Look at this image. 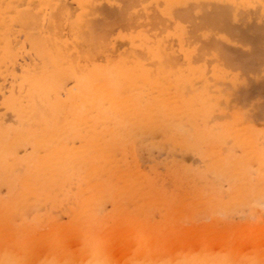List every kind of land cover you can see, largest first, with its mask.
Segmentation results:
<instances>
[{
    "label": "bare ground",
    "instance_id": "1",
    "mask_svg": "<svg viewBox=\"0 0 264 264\" xmlns=\"http://www.w3.org/2000/svg\"><path fill=\"white\" fill-rule=\"evenodd\" d=\"M58 1L0 0V264H264V139L260 144L251 124L241 125L243 115L241 122L232 115L226 91L237 89L233 67L246 70L263 61L257 51L264 39L240 49L223 33L194 35L202 19L197 26L189 19L194 33L184 25L189 35L176 41L170 34L172 43L158 30L157 37L125 30L136 16L145 19L146 4L139 10L135 4L146 0H71L73 9ZM236 1L233 15L245 10L233 13ZM248 1L259 14L264 0ZM222 3L214 0L223 17ZM133 5V13L143 9L136 19L129 16ZM184 7L179 16L191 12ZM149 8L145 16L153 10L158 19L145 24L159 28L168 9L161 7L158 16L153 4L158 13ZM216 14V21L225 17ZM119 25L126 34L117 32L116 41L128 48L114 45L115 57L103 52L106 59L99 61L110 43H103L106 34ZM63 28L68 37L59 33ZM225 107L230 121L221 116ZM220 116L224 122L215 123ZM148 137L169 157L197 155L200 168L172 160L163 176L171 182L153 167L141 170L136 150ZM248 248L250 255V249L240 253Z\"/></svg>",
    "mask_w": 264,
    "mask_h": 264
},
{
    "label": "rangeland",
    "instance_id": "2",
    "mask_svg": "<svg viewBox=\"0 0 264 264\" xmlns=\"http://www.w3.org/2000/svg\"><path fill=\"white\" fill-rule=\"evenodd\" d=\"M61 1H64V3L65 4H63L64 6H65V8H67L69 5L71 6L70 8H72V7H76L75 5L76 4H74L73 2H75V1H71V0H60V1H58V5L60 4V3H63V2H61ZM65 1H67V2H65ZM96 2H97V4L98 3H100L101 2V0H95ZM94 1V2H95ZM117 1V0H116ZM157 1H159L160 2V0H146V2L145 1H143L144 3H142L141 1L140 2H137L139 5H136L135 4V8H136V10L139 8H146V7H144L145 6V4H146V6H147V8H146V10L149 12V10H148V8H149V4L148 3H151V2H153V3H151V7H152V4H153V7H155L156 9H157V11L159 12V14H157L158 12H155L156 10L154 9V8H152V9H154V12L159 16L160 15V13H162V12H164L165 11V9H166V7H164V4L165 3H163V1L164 0H161V4H162V6H159V2H157ZM186 1H188V0H180V1H178V0H172V1H170V0H167L166 2L168 3V10L167 11H165V12H167V14L165 13H162V15H163V18L162 19H164V22H163V20H160L159 19V21L157 20V22H159L158 24L160 25V23L162 24V22H163V25L162 26H160L159 28H155V27H153V29L151 30L150 29V25L152 24V23H149V25H148V23L147 24H145V21H147V18L149 19V20H151L152 19V21L151 22H153V21H156L155 19H158V18H155L156 16H155V14L153 13V10L152 9H150V10H152V11H150V16H149V14L147 13V16H145L146 15V12L144 11V12H142V13H145V14H142V15H144V18L146 19H143V17L140 19V17L139 16H136V17H138V19H136L134 16L135 15H137L138 13L140 14V12L143 10V9H141V11H137V13H133V12H135L136 10H134L133 11V9H135L134 8V5L133 6H131V8H132V10L131 9H129L130 11H129V16H130V14L132 13V15L131 16H133L131 19H136V20H133V21H135V23H134V25L136 26V24H138L137 26L138 27H136L135 28V30H134V28H129V27H134V25H133V21H129V23H131L130 24V26L127 28V29H125V30H130V34H131V32H132V34L131 35H133V34H136V32L137 31H140L141 29V31L140 32H143L145 35H147V33H148V36H150V37H153V35H155V34H158V32H159V34L158 35H160V38H163V35L161 36V34H163L164 33V38H166L167 37V41L168 40H171L172 39V36H173V38L175 37V40L177 41L178 39H181L182 37H183V34H185V30H184V28L186 29V30H191V22H187L189 19H194V21H193V23L196 21V19L198 20H201L202 19V22H200V24L198 23V31H199V33H198V31L195 29V34L194 35H196V36H198V37H201L202 35L203 36H205V37H215V38H220L221 36H225L226 35V38L228 39V37H230V38H232L233 39V41H238V43L236 44L240 49H248V48H253V47H257L258 45H260L261 46V44H262V40L264 39V35H263V28L261 27V26H263L264 25V10H262V9H264V6H263V8H261L262 6H260V8H261V10H259V14H258V9H256V12L255 11H252V8L251 7H253V6H251L252 5V3H250L248 0H237L238 1V3H237V1H236V3L238 4V7L236 6L237 4L234 2V4H235V10L233 11V13L237 10V8L241 11H243L244 10V8H245V10L246 9H248V5L249 4H251L250 5V8H251V11L248 13V11L246 10V12H247V14H244V12H245V10H244V12L241 14V13H238L237 15H236V17H235V15H233V14H231V5H233V0L231 1L232 2V4H231V2H230V4H227V3H229L228 1H230V0H226V2L227 3H225V1L224 0H215V3L217 2V3H222L223 1H224V3H222V8H226V7H230V9H228V10H230V16H228V17H226V15H228V11L224 8V10L227 12L226 13V15H225V12H224V10H221V11H223V12H221V13H223V17H224V15H225V17L223 18L221 15L222 14H220L219 12H218V10L219 9H215L216 7L217 8H221V5H220V7H218L216 4L214 5V0H209V1H206V0H193V3H195V1H196V6L197 7H194V5H192V3L191 4H189V3H187ZM190 2H192L191 0H189ZM197 1H199L198 2V5H197ZM218 1H222V2H218ZM243 1V3H244V5H243V3H241ZM246 1H248V3L246 2ZM257 1V0H256ZM259 1V0H258ZM255 2V0H254V2L257 4V3H259V5L262 3V0H260V2ZM95 2V3H96ZM107 2L108 3H110V2H112L111 0L109 1V0H102V4L103 5H106L107 4ZM171 2V3H170ZM202 2V4H203V2L205 3V4H203L204 6H202V4H200ZM209 2H211V4L209 3ZM114 3V2H113ZM121 2H118V3H116V5L117 4H119V6H121V4H120ZM157 3H159V4H157ZM169 3L171 4V7L169 6ZM176 3H181L183 6H185V7H189L190 8V10L189 11H191V12H189L187 15H178L177 14V11H179V10H181L182 9V7L179 9V7H177V6H181V5H176ZM174 6H173V5ZM188 4V5H187ZM201 5V7H200V5ZM206 4H208V5H206ZM209 4H210V6H209ZM241 5V7H240V5ZM263 4V3H262ZM68 5V6H67ZM74 5V6H73ZM116 5H115V7H116ZM159 6V9L161 8V7H163V8H165V9H163V8H161L162 10V12H160V10L157 8L158 6ZM213 5H214V7H213ZM254 5V4H253ZM259 5H258V7H259ZM113 6V5H112ZM118 5H117V7H119ZM140 6V7H139ZM193 6V7H192ZM216 6V7H215ZM63 7V6H62ZM108 7V6H107ZM117 7L115 8L116 10H117ZM169 7H170V11H169ZM184 7V9H186ZM199 7H200V9H199ZM203 7V8H202ZM210 7V8H209ZM69 8V10H71ZM173 8V9H172ZM175 8H177V10L176 11H174V9ZM192 8V9H191ZM254 8H256V5H255V7H253V10H254ZM73 9V8H72ZM138 9V10H139ZM198 9H199V11H198ZM66 10V9H65ZM75 10V9H74ZM215 10V11H214ZM67 11H68V9H67ZM133 11V12H132ZM238 11V10H237ZM239 11V12H240ZM71 12V11H70ZM72 12H73V10H72ZM151 12L153 13V15L155 16H152V14H151ZM170 12V13H169ZM213 12H215V14L218 12L219 14H220V17L221 18H223V20L221 19H219L218 20V18H217V14H216V18H217V21L215 20V14H213ZM197 13V14H196ZM210 13L211 14H213V16L212 15H210ZM235 13H237V12H235ZM71 14V13H70ZM196 14V15H195ZM218 14V15H219ZM258 16H256V15ZM165 15V16H164ZM170 15H172V16H176V19H174V17H173V21H172V16H170ZM210 15V16H209ZM102 16V15H101ZM206 16H207V19H206ZM211 16H212V19H210L211 18ZM231 16H234L233 17V19H232V17ZM256 16V17H255ZM169 17V18H168ZM170 17H171V19H170ZM180 17V20H181V17L183 18H186V17H188V19L186 18V22L184 21H177L178 20V18ZM208 17H210L209 19H208ZM255 17V18H254ZM204 18V19H203ZM236 18V19H235ZM262 18H263V20H262ZM142 19H143V21H142ZM166 19H167V21H166ZM149 20L147 21V22H149ZM169 20H171L172 22H173V24H174V22L175 21H177V22H175V24L176 25H178L177 26V31L175 32V28H176V26H175V24L173 25L172 24V22H169ZM184 20V19H183ZM191 20V21H192ZM215 20V21H214ZM137 21V22H136ZM138 21H140V22H138ZM141 21L142 22H144V23H141ZM165 21H166V23L167 24H172V26H170V28H171V30H169L168 32H170V33H168L167 32V30L168 29H170V28H168V27H166V26H164V24L165 25H167L166 23H165ZM213 21V22H212ZM183 22V23H182ZM215 22H218V23H215ZM196 23V22H195ZM194 23V24H195ZM207 24L208 25V29L210 28V27H214V28H211V30H208V29H206V30H204L205 28H207V27H205L206 25L205 24ZM67 23L66 22H63L61 25H62V27H64L65 25H66ZM144 24V25H143ZM157 24V26H159ZM191 24V25H190ZM212 24V25H211ZM61 25H60V27H61ZM142 25V27H139V26H141ZM145 25H147V26H145ZM184 25L185 26H187V27H184ZM190 25V26H189ZM152 26V25H151ZM154 26V25H153ZM163 26L165 27L164 29H163ZM184 28H183V27ZM194 26H197L196 24L194 25ZM199 26H200V28H199ZM210 26V27H209ZM250 26H256V28H254V27H250ZM257 26H259V27H261V34H260V32L257 30V29H260L259 27H257ZM65 27H67V26H65ZM120 27V28H119ZM119 27H113L112 28V30H110L109 31V33H108V35L106 34V36H105V40L103 41V43L106 45L108 42V40H110V43H108L107 44V46L105 47H103L105 50L103 51L102 49H100V53H99V50L97 51H94L93 53H95V54H91L92 56L94 55V57H96L97 55H99V54H101L100 56H102V54L104 55L103 57H102V59L99 57H96L99 61H101V60H103V62H104V59H106L105 57H106V53H107V56H108V54L110 53V55H116V53H113V49H115V50H118V49H116V47H120L119 45H121V47H120V49H126V48H128V46L126 45V43L124 42L125 40L124 39H122V40H124V41H122L121 43L119 42L118 43V41H116V40H120L121 38H116L115 37V35H116V33L117 32H121L122 34H126L125 33V31L123 30V31H121L122 29H124L123 27L124 26H120L119 25ZM145 27H147V28H145ZM149 27V28H148ZM216 27V28H215ZM217 27H218V31H219V33H218V31H217ZM234 27V29H235V31L236 30H242V29H245L244 31L242 30V31H239V35L241 36V34H240V32L242 33V35H244V33H245V35L246 34H248L249 35V37H250V35H251V37L249 38V39H247V36H244L245 37V39H247V40H245V39H240V38H238V36H234V30L233 31H231V33L233 32V34H231V33H229V30H232V28ZM248 27V28H247ZM250 27V28H249ZM116 28V29H115ZM119 28V29H118ZM140 28V29H139ZM155 28V29H154ZM194 28H196V27H194ZM202 28V29H201ZM236 28H238V29H236ZM241 28V29H240ZM253 30H252V29ZM63 29H65V30H63ZM62 29V31H61V29H58V31H59V33L60 34H63V36L64 37H68L70 34H69V31H66V28H63ZM113 29H114V31H113ZM121 29V30H120ZM161 29H163L162 31H161ZM180 29V30H179ZM67 30H68V28H67ZM132 30H134V31H132ZM147 30L149 31V32H147ZM158 30V32L156 33V31ZM174 30V31H173ZM188 30V31H189ZM136 31V32H135ZM153 31H155V34L153 33ZM167 32V36H165L166 35V32ZM192 31V30H191ZM207 31H208V33H207ZM215 31H217V33H214ZM263 31V32H262ZM68 32V33H67ZM127 33H128V31H126ZM204 32H206L205 34H207V36L204 34ZM250 34H249V33ZM67 33V34H66ZM151 33V34H150ZM191 33H194L193 31L192 32H190L189 31V34H191ZM214 33V34H213ZM222 33L223 34H225V35H222ZM236 33H237V31H236ZM258 35H257V34ZM64 34H66V35H64ZM109 34H111V35H109ZM170 34H173L172 36H168V35H170ZM179 34H180V38H179ZM186 34H188L187 32H186ZM186 34L184 35V37H187L186 36ZM188 34V35H189ZM212 34V35H211ZM253 34V35H252ZM256 34V35H255ZM112 35H114V36H112ZM211 35V36H210ZM220 35V37H217V36H219ZM254 35L256 36V38L254 37ZM259 35H261V36H259ZM130 36V35H129ZM156 36V35H155ZM260 38L261 37V41L260 40H258V41H260L261 42V44H258L257 42H253V40L251 41V39H255V40H257V39H259L258 37ZM110 37H111V39H110ZM157 37V36H156ZM170 37V38H169ZM184 37L182 38V39H184ZM252 37H254V38H252ZM109 38V39H108ZM159 38V37H158ZM224 38V37H223ZM240 39V40H239ZM111 40H113V41H111ZM166 40V39H165ZM243 40V41H242ZM176 41L174 42V39H173V41L171 40V41H168V42H174V43H176ZM248 41H251V42H248ZM106 42V43H105ZM263 42H264V40H263ZM116 43V44H115ZM117 43H118V45H117ZM123 44H125V46L123 45ZM171 43H169L168 45H170ZM114 45H116V47L114 46ZM123 45V46H122ZM174 45V46H173ZM173 45H171V47L173 48H175V44H173ZM113 46L115 47V48H113ZM113 48V49H110V48ZM106 48H107V50H106ZM173 48V49H174ZM177 48V47H176ZM256 50H259V48H257ZM261 50V49H260ZM108 51V52H107ZM109 51H112V52H109ZM119 51H121V50H119ZM119 51H116L117 53L119 52ZM96 52L97 53H99V54H96ZM103 52H106L105 54L103 53ZM115 52V51H114ZM258 52V54H262V57L261 58H263V61L262 60H260V61H262V62H260L259 61V63H261V64H257V65H254V66H249L248 67V69L246 68V70H243V69H241V68H237V67H233L232 69H231V71L234 73V74H237V77H236V81H235V88H237V89H235V91H233L232 89L230 90V88H226V91L229 93V96L227 97L228 99H229V101H230V103H229V108H230V110L229 111H232L231 113H232V115H237V118H238V120H239V122H241L242 120V118H243V116H244V120H243V122H241L240 124L241 125H246V124H251V126L253 127V129L255 130V135L257 136H255V139H256V141L257 142H261L263 139H264V72H261L260 73V70L261 71H263L262 69H264V43L262 44V50L259 52V51H257ZM108 56L109 58H111V57H115V56ZM259 56V55H258ZM261 56V55H260ZM259 56V57H260ZM24 58H25V60L26 61H29L28 60V58H26L27 57V55L26 56H23ZM94 57H93V60H94V62H98V63H103V62H99L97 59H94ZM24 58H21L20 60H19V63H21L23 60H24ZM260 59V58H259ZM24 60V61H25ZM92 60V59H91ZM92 60V61H93ZM235 68V69H234ZM234 69V70H233ZM243 71V73H242V71ZM251 71V70H254L253 72L251 71V73L250 72H248V71ZM248 72V74H246L245 72ZM260 75V76H259ZM251 76V78H249ZM246 77V78H245ZM252 77H254V78H252ZM259 77V78H258ZM69 81V82H68ZM0 82H2V81H0ZM67 83V85H66V87H69L70 85H71V80H67L66 81ZM3 83V82H2ZM8 82L7 83H5V88L4 89H7V87H8ZM167 91H168V89H167ZM246 92L247 93V95H245L244 96V94L242 93V92ZM241 94H243V95H241ZM234 101V102H233ZM224 107V106H223ZM226 109H228V108H226L225 107V111H227ZM224 111V112H225ZM236 111V112H235ZM238 111V112H237ZM234 113H237V114H234ZM239 113V114H238ZM241 113V114H240ZM243 115V116H242ZM221 116H224L225 117V121L226 120H231V118H229L230 117V112H228L227 111V113H226V115H224V114H222ZM220 116V117H221ZM7 117V119H8V116H4V118H6ZM223 117V118H224ZM226 117H228V118H226ZM247 118V119H246ZM7 119H6V122H7ZM221 119H222V117H221ZM216 119V121H215V123L216 122H220V123H223L224 122V120L222 119ZM221 120V121H220ZM245 120H247V121H245ZM249 121V122H248ZM261 135H260V134ZM259 136V137H258ZM261 136V137H260ZM153 137V136H152ZM148 139V140H147ZM153 140H154V142L156 141H158V137H153L152 138ZM156 139V140H155ZM258 139V140H257ZM153 140H151V137H148V138H146V139H144V142H143V144H141V146H138V149L136 150L137 151V153H136V158H137V160H138V163L140 162V169L141 170H143V171H150V167H153L155 170H156V172H157V174H160L161 175V173H162V177L165 175V171H166V166H167V169L170 167V164H171V161L173 160H175L173 163L175 164L176 163V161H177V163H184V164H186V165H191L192 167H194L195 169L198 167V168H200V165H201V161H199L200 159H197L198 157H197V155H192V154H189V153H182V152H176L174 155L175 156H173L175 159H173V157H171V155H170V157H169V153L167 152V149L165 148V147H159V146H157L156 145V143L154 144V142H153ZM259 142V143H260ZM261 144V143H260ZM262 144H264L263 142H262ZM263 147H264V145H262ZM235 152L236 153H239V150H235ZM168 153V154H167ZM187 154V155H186ZM143 158V159H142ZM152 162H151V161ZM154 160V161H153ZM198 160V161H197ZM170 161V163L169 164H166L167 162H169ZM190 161V162H189ZM159 162H162V163H159ZM194 162V163H193ZM198 163V164H197ZM154 165V166H153ZM163 166V167H162ZM169 166V167H168ZM252 167L254 168L255 167V165L253 164L252 165ZM160 168V169H159ZM197 168V169H198ZM202 168V167H201ZM165 169V170H164ZM161 172V173H160ZM165 172V173H164ZM255 173L254 172H250V175H251V178H252V176L254 177L255 175H254ZM159 175V176H160ZM163 178H165V177H163ZM215 179V178H214ZM214 179H208V181H213ZM218 179L219 178H216V180H217V183H218ZM164 180H166V181H169L170 180V182H171V179L170 178H168V176H167V179L165 178ZM216 180H214L215 182H216ZM223 179H221L219 182H221L222 183V186H221V188L222 189H224V191H222L223 193H226V186H227V183H226V181L224 180V181H222ZM232 181H233V179H231ZM231 180H229L230 182H231ZM165 181V182H166ZM246 181V180H245ZM167 183H169V182H166V184ZM225 183V184H224ZM264 204V198H263V200L261 201V206ZM107 204H105L104 205V208L106 207V208H108L109 207V205L108 206H106ZM264 206V205H263ZM263 209H264V207H263ZM63 215L62 213H58V216L59 217H61L62 219H64L63 217H64V215L63 216H61V215ZM237 217V216H236ZM234 220H237L236 218H234ZM249 249H250V253L249 254H247L246 253V255H250L251 254V248H248V249H243V251H242V249L240 250V253L243 255L245 252H249ZM248 250V251H247ZM243 253H242V252ZM254 252V251H253ZM244 256H245V254H244ZM240 264H243V263H240ZM245 264V263H244Z\"/></svg>",
    "mask_w": 264,
    "mask_h": 264
}]
</instances>
